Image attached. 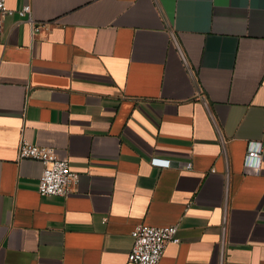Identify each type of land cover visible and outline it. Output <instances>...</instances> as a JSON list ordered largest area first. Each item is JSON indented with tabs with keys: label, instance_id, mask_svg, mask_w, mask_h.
Segmentation results:
<instances>
[{
	"label": "crops",
	"instance_id": "crops-1",
	"mask_svg": "<svg viewBox=\"0 0 264 264\" xmlns=\"http://www.w3.org/2000/svg\"><path fill=\"white\" fill-rule=\"evenodd\" d=\"M6 4L0 264H128L139 224L178 226L160 264H264V159L244 167L264 143V0ZM22 140L69 160L78 185L41 196Z\"/></svg>",
	"mask_w": 264,
	"mask_h": 264
},
{
	"label": "built area",
	"instance_id": "built-area-1",
	"mask_svg": "<svg viewBox=\"0 0 264 264\" xmlns=\"http://www.w3.org/2000/svg\"><path fill=\"white\" fill-rule=\"evenodd\" d=\"M7 0H0V33L4 17L14 14L8 9ZM20 17H26L32 25V35L35 37L40 31V26L33 19L30 5H25L16 11ZM18 161L23 159L38 160L43 164V172L39 180L38 193L43 197L67 196L71 189L78 185L80 176L71 169L69 160L61 159L54 148L45 147L22 140L18 148ZM264 159V143L254 141L249 143L244 167L246 171L254 174L262 170ZM153 166L171 168V160L153 158ZM177 168L192 170V163H179ZM133 239L132 250L128 255V264H160L166 247L169 244H180L179 228L176 225L165 227H151L144 224L137 225L131 233Z\"/></svg>",
	"mask_w": 264,
	"mask_h": 264
}]
</instances>
